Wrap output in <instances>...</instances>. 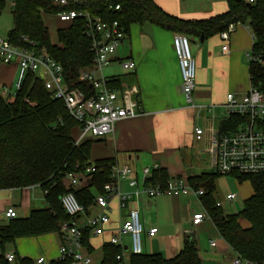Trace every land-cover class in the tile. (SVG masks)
<instances>
[{
    "label": "trees",
    "instance_id": "1",
    "mask_svg": "<svg viewBox=\"0 0 264 264\" xmlns=\"http://www.w3.org/2000/svg\"><path fill=\"white\" fill-rule=\"evenodd\" d=\"M12 27L7 38L13 44L35 52L44 51L63 68L67 83L81 89L88 85L78 81L81 70L90 67L92 51L85 33V20L76 17L63 22L56 29V40L50 38L42 15H56L64 9L87 11L103 21L116 20L127 33L131 24L149 22L164 29L184 34L202 35L207 38L225 30L230 23L247 22L253 36L251 51L260 61L248 64L249 83L264 92V0L249 3L245 0H226L228 9L224 13L204 20H185L164 12L153 0H87L59 7L53 0H10ZM5 0H0V11ZM118 5V9H114ZM117 87L120 81L111 80ZM9 96V95H8ZM233 121L229 116L223 121L222 130L231 129ZM78 122L64 107L63 102L46 90L42 78L29 71L12 98L0 92V189L40 187L44 193L46 207L31 209L24 217L8 219L0 224V264L8 263L3 250L5 245L16 238L38 236L59 232V224L69 219L60 196L73 191L77 200L87 208L92 204L95 193H103V185L110 179L111 158L90 160L91 138L78 144ZM93 171L86 185L69 188L65 176L69 172L82 173L86 166ZM220 175L202 172L187 177L204 194L200 201L220 236L231 246L236 256L261 264L264 261V173L233 175L239 182L248 181L252 194L243 201L236 213L225 214L215 206L213 193L215 179ZM170 178L164 169H155L151 181L163 184ZM245 220L247 225H243ZM89 229H84L82 242L90 249ZM121 252L119 245L109 241L102 245L100 264H119L116 255ZM15 264H32L29 258L16 259ZM49 264H69V259H55ZM127 264H201L194 236L184 238L181 249L171 258L159 253L128 255Z\"/></svg>",
    "mask_w": 264,
    "mask_h": 264
},
{
    "label": "crops",
    "instance_id": "2",
    "mask_svg": "<svg viewBox=\"0 0 264 264\" xmlns=\"http://www.w3.org/2000/svg\"><path fill=\"white\" fill-rule=\"evenodd\" d=\"M153 1L164 12L185 20L208 19L228 9L226 0ZM44 15L42 18L47 25ZM53 18L59 22L57 28L65 25L57 19L56 15ZM8 27L6 26L3 30L0 24V33L9 32L12 20ZM175 33L177 32L149 22L131 24L126 37L117 47L114 59L102 69L104 77L138 87L140 113L134 117L119 120L112 133L93 139L95 141L91 144L93 147L91 161L111 158L114 163L129 167V176L122 179L120 183L122 191L131 190L127 183L129 178H135L138 185L142 184V169L145 167L151 170L164 169L170 178L183 177L191 187H195L189 183L187 177L211 171L204 165L207 162L204 151L206 135L199 140L202 141L200 147L195 149L193 143L197 140L194 128L201 127L205 132L210 129L222 130L221 125L228 118L223 105L226 94L233 93L239 98L249 88L248 62L245 55L251 50L253 36L246 21L234 24L233 30L229 33L225 52L222 51L223 40L219 33L202 39H200L201 35L186 34L196 61L194 99L197 104H214L213 117L206 112L188 107L184 102L180 88V70L172 45V37ZM118 59L133 60L136 63L134 71L123 70L117 62ZM17 73L16 61L0 62V91L3 87L12 89ZM113 85L117 87L114 83ZM198 121H202L203 124L198 125ZM236 126L237 123L233 121L232 128ZM204 161L206 162L203 163ZM151 173L147 181L153 183L150 179ZM240 184L243 183L239 182ZM37 188L43 193L38 186L22 188L29 191L31 198L24 206L26 209L23 214H18L15 204L8 205L14 206L17 217L26 216L31 209L46 207L45 200L44 206L32 207L30 204V201H36L38 198L44 199V193L41 198L35 195L32 189ZM235 188L234 185L232 190L226 192V194H235L233 200L237 197L236 191H239ZM9 190L14 193L19 189ZM91 191L94 197L99 194L95 193L93 188ZM20 194L22 198L23 195L21 192ZM226 194L218 197L213 193L214 200L221 201V208L222 203L229 202L225 199ZM94 197L92 204L87 210L85 209V213L78 217L80 224L84 222L86 215H93L99 209L94 202ZM8 206H5V209ZM130 208H136L139 211L143 226V253H159L164 258H171L181 249L184 238L192 234L201 264H230L236 256L209 217L206 216L197 225L192 224L191 219L194 213L206 212L200 197L192 193L161 194L154 197L141 194L137 199L127 201L124 206L119 204L117 197L110 198L109 222L104 226V232L101 235L90 233L88 237L90 249L84 246V251L91 257V264H100L102 245L109 241L115 228L126 219ZM3 218V220L0 218V224L7 221L4 215ZM151 227L157 228L153 235L148 234V229ZM62 242L59 232L19 237L9 246L5 245L3 253L6 251L14 253L15 259L11 264H15L18 257L29 258L34 264L39 256H44L46 264H49V261L58 258V247ZM122 242L128 247L129 236L123 235ZM128 255V252L124 253L126 260ZM261 264H264V261Z\"/></svg>",
    "mask_w": 264,
    "mask_h": 264
},
{
    "label": "built area",
    "instance_id": "3",
    "mask_svg": "<svg viewBox=\"0 0 264 264\" xmlns=\"http://www.w3.org/2000/svg\"><path fill=\"white\" fill-rule=\"evenodd\" d=\"M87 0H53L59 7H66L72 3H82ZM253 3L255 0H245ZM12 4V3H11ZM118 5L114 9H118ZM59 21L68 22L76 17L84 18L85 33L90 41L92 60L90 67L83 69L78 74V81L88 85L81 89L67 83L64 79L62 65L47 55L44 51L35 52L29 48L18 46L0 36V62L9 63L16 61L18 73L12 89L3 87L2 95H14L19 89L27 72L32 71L42 78L43 86L55 98L60 99L67 113L78 122V135L74 143L78 144L86 138L96 139L113 132L115 124L122 119L130 118L140 113L138 102V87L134 84L120 83L115 87L112 79L104 77L102 69L114 59L117 47L126 37L124 28L116 20L106 22L97 16L90 15L87 11L64 9L56 14ZM234 24L219 33L223 40L222 51H227V40ZM172 45L177 59L181 76V93L185 104L196 108L213 117L214 104H197L194 99L196 61L190 48V40L186 34L175 33ZM248 64L260 61V57L252 51L246 53ZM120 67L125 71H134L136 63L131 59H118ZM12 91V92H11ZM227 116H233L238 121L237 126L229 130H205L201 127L194 128L195 139L201 140L206 135L207 141L204 148L207 156L208 169L211 172L224 175H249L264 173V92L251 84L248 90L239 98L233 93H227L224 102ZM155 169V168H153ZM152 169V170H153ZM148 167L142 169V184L138 185L135 178H129L127 183L131 190L120 189L121 180L129 176L130 169L127 165L112 164L110 179L103 185V193L94 197V202L99 210L93 215H86L83 223L78 222V217L85 213V208L77 200L73 191L68 190L60 196L61 205L69 219L59 224V234L62 243L58 247L57 259H69V264H91V257L84 251L82 234L84 229H89L93 235H101L104 226L109 222L108 208L111 197H117L119 204L124 206L131 199H137L141 194L154 197L161 194H189L196 197L204 194L202 188L191 187L185 178H168L165 183H150L147 178L152 172ZM93 171V166H86L82 173L69 172L65 176L69 188L81 184L86 185ZM45 193V191H43ZM235 198L234 193L226 194L229 202ZM215 206L221 207V201L216 200ZM4 217L12 219L17 217L14 206H8L3 211ZM206 212H196L192 215L191 222L197 225L205 217ZM156 227L148 229V234L153 235ZM143 226L139 211L130 208L126 219L115 228L109 242L119 245L121 252L116 255L119 264H127L125 252L142 253ZM129 236V246L123 244L122 236ZM213 244V242H211ZM5 260L11 263L15 259L12 251L3 253ZM34 264H46V258L39 256ZM230 264H258L235 256Z\"/></svg>",
    "mask_w": 264,
    "mask_h": 264
},
{
    "label": "rangeland",
    "instance_id": "4",
    "mask_svg": "<svg viewBox=\"0 0 264 264\" xmlns=\"http://www.w3.org/2000/svg\"><path fill=\"white\" fill-rule=\"evenodd\" d=\"M0 19H1V27L4 28L7 26H10L11 24V2L10 0H5L4 6L0 11ZM54 15L52 16H48V15H44L45 20H47L48 24V30H49V34H50V38L52 40H56V29H57V24H59V22L55 21L53 18ZM9 28V27H8ZM9 30V29H8ZM7 32H3V34L0 33V36H6ZM184 34V33H183ZM13 90V89H12ZM12 92V91H11ZM8 98H12V94H10L9 96L4 95ZM202 121L199 122L198 121V125H202ZM91 141H95L93 139H91ZM92 142V143H93ZM202 141H194L193 143V147L195 149H198L201 145ZM93 154V147H91L90 149V156L92 157ZM203 156V155H202ZM206 161H204L203 163H205ZM204 165H206L208 167V162H206ZM243 184L239 185V182L236 180L234 176L231 175H218L215 179V196L221 197L224 196L226 194L227 191L232 190V186L235 185V189L239 190L236 191L237 192V197L235 200L231 201V202H226V203H222V210L225 214H230V213H236L238 212L242 206H243V201L249 197L252 194V188L251 185L249 184V182H245L242 181ZM19 189V188H18ZM33 191H35V195H39L38 197L41 198V195L43 194L42 191L40 189H32ZM22 193V198H21V194ZM217 193V195H216ZM30 196H29V191L26 189H19L16 190V192L11 193V190L7 189H0V218L3 220V211L5 209V206H8L9 204H15L17 206V211L18 214L21 215L23 214V211L26 209V204L29 201ZM43 199V198H42ZM32 204V207H38V206H44L45 202L44 199L43 200H39V198L36 201H30ZM99 209H97L98 211ZM203 212V211H202ZM186 212L184 211V214ZM187 216H185L186 218ZM241 223L243 225H247V222L245 220H241ZM7 246H9V244H7Z\"/></svg>",
    "mask_w": 264,
    "mask_h": 264
},
{
    "label": "water",
    "instance_id": "5",
    "mask_svg": "<svg viewBox=\"0 0 264 264\" xmlns=\"http://www.w3.org/2000/svg\"><path fill=\"white\" fill-rule=\"evenodd\" d=\"M202 38H203V36L201 35V36H200V39H202Z\"/></svg>",
    "mask_w": 264,
    "mask_h": 264
}]
</instances>
